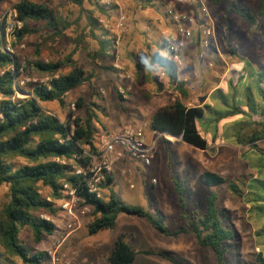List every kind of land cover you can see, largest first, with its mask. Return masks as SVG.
<instances>
[{
	"label": "rangeland",
	"instance_id": "1",
	"mask_svg": "<svg viewBox=\"0 0 264 264\" xmlns=\"http://www.w3.org/2000/svg\"><path fill=\"white\" fill-rule=\"evenodd\" d=\"M23 1L50 4L66 24L71 26L62 38L54 43L48 42L39 58L35 54L37 45L43 44L52 34L43 27V24H31L32 28L42 29L38 35L27 36L16 46L17 41H12V54L21 58L23 68L17 84L24 91L18 89L17 97H28V85L47 83L50 80L48 75H43L34 67L33 62L64 60L78 49L74 59L89 73H95L92 85L86 84L73 91L68 96L66 109L56 103L44 104V107L64 120L69 109L75 110L78 98L82 97L88 102L92 100L94 93L101 94L102 99L95 97L96 102L101 106L98 112L100 119L96 137L99 149L109 136L121 133L129 126L132 130L136 128L129 123L119 125L124 108L129 109L132 103H140V106L148 109L150 98L145 97L148 94L145 88L151 85L152 79L146 69L152 64L151 57L155 52H162L166 58H169L170 48L181 39L176 26L168 16L169 7L194 19L195 22L188 26L193 37L183 54L182 76L189 80L184 86L189 96L182 101L187 107L211 105V99L207 96L216 84L215 78L223 77L229 68V76L232 75L231 79L235 81L236 86L234 97L232 95L223 98L218 95L213 98L218 109H215L213 113L208 110L206 117L200 122L202 135L208 141V149L204 151L179 141L180 139L173 138L174 142H170L169 135L157 133L152 136L150 118L159 108L148 109V111L145 109L137 118L131 114L132 110L128 111L127 121L131 120L137 126L146 124L144 126L146 138L151 137L149 144L154 140L156 143L150 165H146L139 158H133L128 165L125 162L113 165L115 183L112 189L123 203L143 208L159 219L171 232L189 225V220L182 216L183 208L174 188L176 180L184 182L187 188L184 199L186 211L189 213L194 210L203 211L207 197L212 193L220 194V204L228 212L239 236L237 251L228 255L227 264H253L256 254L262 249L259 248L262 242L255 236L256 230L262 225L249 217V206L244 200L231 195L224 186L206 185L204 175L209 172L236 179L252 171L264 169V157L261 160L260 154L247 153L250 146L238 145L234 137V134L241 132L242 129L253 131L260 129L261 126L256 125L253 120L264 122V116H260L259 113L263 107L260 95L264 97V84H259L256 76V73L264 72V10L262 13L261 0H232L233 9H244L257 18V25L254 27L234 12L226 0H152L154 5L146 9L142 6V0H92L86 1L82 7L66 0H7L0 9V18ZM101 6L103 11L100 10ZM123 15L126 17L125 31L120 27ZM88 16L97 18L101 22L102 31H96V35L98 38L103 37V40H110L111 57L103 56L97 62H93L92 55L100 47L98 40H95L91 34ZM208 25H213L215 28V38L212 40L208 57L202 59L200 58L201 46L197 38ZM210 62H214L212 67L209 66ZM100 65L113 67L114 71H105ZM153 65V69L158 73L156 76L160 77L162 69L159 65ZM235 70H242L247 82L238 83L237 77L241 73ZM69 71V68H65L62 72L66 74ZM253 73L254 78L251 77ZM121 74L125 77L122 82L127 86L126 88L132 86L129 92L130 102H127L124 97L123 99L119 97V87H123L120 80ZM126 76L132 79H127ZM202 81H204L203 86L200 84ZM245 86L246 97L244 98L243 95H239L238 89ZM186 88L191 89L192 92ZM247 97H250L252 101H247ZM243 102L249 104L248 117L227 119L220 124L226 125L229 122V125L213 127L215 125L211 119L218 115L215 111L226 113L232 109L233 105L243 108L245 107ZM253 105L256 111L252 110ZM208 130L210 131L207 132ZM214 136H216L215 139ZM257 146L264 151V140L258 142ZM19 163L25 162L21 160L16 162V164ZM124 171H131V173L124 176ZM102 193L103 198H106L109 191L106 189ZM41 194L43 198L52 201L49 189L42 188ZM8 202L9 190L3 187L0 189V211ZM55 203L56 216H42L55 224L56 231L52 236L45 237L43 242L37 244L29 230L26 229L22 233V239L32 253H47L48 257L44 264H50L51 254L60 244L57 256L73 258V254L81 250L80 244L84 243L86 246L94 242L102 245L106 237L109 239V244H103L99 253L100 261L109 264L106 257L110 251V245L112 247L121 233L126 234V241L135 250L151 252L150 255L140 254L134 264H174L169 258L181 264H217L215 255L210 250L200 248L193 235L167 237L155 230L146 219L136 216L122 214L118 218L115 229L91 236L88 232V225L94 219L91 209L88 214L80 218V229L68 237L71 238L77 234L80 243L73 244L71 241L69 243L67 239L63 244L62 241L66 236V233L62 232L65 214L61 208V202L55 201ZM84 249L86 250V247ZM157 253L165 256L157 255ZM81 255L83 253L75 254L76 262H79Z\"/></svg>",
	"mask_w": 264,
	"mask_h": 264
},
{
	"label": "trees",
	"instance_id": "2",
	"mask_svg": "<svg viewBox=\"0 0 264 264\" xmlns=\"http://www.w3.org/2000/svg\"><path fill=\"white\" fill-rule=\"evenodd\" d=\"M6 1L0 0V9ZM66 1L82 7L86 1L92 0ZM226 1L232 8V0ZM142 2L145 9L154 5L152 0H142ZM14 9L17 11L18 19L23 22V28L17 32L15 46L25 37L41 33L42 29L32 28V23L43 24V27L52 33L43 44L37 45L35 52L37 58L48 42L54 43L62 38L71 26L66 24L48 3L23 1L15 5ZM100 10L103 11L102 6ZM233 10L251 27L257 25V18L252 13L244 9ZM263 10L264 0H261L262 13ZM87 20L91 34L95 40H98L100 47L92 55L93 62H97L103 56L111 57L110 40H103V37L98 38L96 35V31H102L101 22L90 16ZM5 33V24L0 22V189L7 187L9 190V202L0 211V264H44L48 257L47 253H32L23 241L22 233L26 229L29 230L37 244L55 233V224L42 216H56L55 201L64 199V185L76 189L77 196L83 201L82 206L90 207L92 210L94 219L88 225L91 236L115 229L122 214L136 216L146 219L164 236L177 238L180 235H193L200 248L210 250L215 255L217 264H227L228 255L237 251L239 236L228 212L220 204V194L209 195L203 211L194 210L189 213L186 211L184 199L187 188L184 182L176 180L174 188L183 208L182 216L189 220V225L171 232L159 219L143 208L122 202L112 189L115 183L113 172L105 176L99 184L101 197L89 192L87 175L77 172L82 170L85 173L93 163L91 156L97 155L99 151L96 137L100 119L98 112L101 106L96 102L95 97L102 99L101 94L94 93L92 100L88 102L82 97L78 98L75 110L69 109L64 120L57 114L51 113L44 104L56 103L66 109L68 96L86 84L92 85L95 73H89L74 59L78 49L64 60L57 62L35 61L32 63L34 67L43 75H48L50 80L47 83L28 85V97L19 98L17 90L22 88L17 82L22 68L21 58L6 51ZM197 40L202 51V33ZM170 55L166 58L162 52H155L151 57V63L159 65L175 85L176 68L171 48ZM138 66L141 67L139 64ZM100 67L105 71H114L110 66L100 65ZM65 68L70 69L66 74L62 72ZM256 76L259 84H264V72L256 73ZM184 86L185 84L177 86L183 95V100L189 96ZM260 96L263 110L259 113L260 116H264V97ZM119 97L122 99L120 94ZM247 99L252 101L250 97ZM208 110L214 112L208 104L203 107L188 108L183 101H177L151 116L150 129L159 134L172 135L204 151L208 149V141L202 135L200 122L204 120ZM252 110L256 111L254 105ZM215 113L218 115L211 120L216 127L228 117L249 115L244 114L236 105L226 113L216 111ZM253 121L261 128L254 131L242 129L241 132L234 134V137L238 145L250 146L247 153L256 152L261 155L262 160L264 151L260 150L257 144L264 140V122ZM215 126L213 127L216 128ZM20 160L25 163L16 164ZM204 182L209 186H224L231 195L247 203L250 218L263 223L255 232V236L262 242L259 244V248L262 249L256 254L253 264H264V169L252 171L236 179L208 172L204 175ZM42 188L50 190L52 201L43 198ZM106 189L109 193L103 198L102 192ZM126 237L125 233L117 237L109 256L111 264H134L140 254H151L148 251L135 250L126 241ZM157 255L165 256L162 253ZM169 259L174 264H181Z\"/></svg>",
	"mask_w": 264,
	"mask_h": 264
},
{
	"label": "built area",
	"instance_id": "3",
	"mask_svg": "<svg viewBox=\"0 0 264 264\" xmlns=\"http://www.w3.org/2000/svg\"><path fill=\"white\" fill-rule=\"evenodd\" d=\"M168 16L171 18L173 24L177 28V32L181 37L180 41L171 47V53L173 56V63L176 68L175 78V90L171 103L183 100L181 91L177 88L180 84H187L189 80L182 76L183 71V54L187 48L189 42L192 39V33L189 30L190 25L195 21L192 17L186 14H180L172 7H169ZM126 17H121L120 27L125 31ZM0 22L5 24V39H6V51L10 54L13 53L12 41L16 40L17 32L23 28V22L18 19V14L15 9L10 12H6ZM203 35V50L200 53V58H207L208 51L211 47V42L215 38V28L213 25H208L202 31ZM214 62H210L209 66L212 67ZM115 67H118L115 65ZM23 70V68H21ZM160 76L162 78H168V75L163 71ZM121 78L124 77L122 74ZM129 77V76H127ZM189 89V88H186ZM132 90V86L126 89L120 88V94L125 96L128 91ZM192 92L191 89H189ZM188 108H193L189 105ZM154 152V146L147 143L146 133L144 128H138L135 130H126L124 132L109 136L103 141L101 148L97 155L91 156L93 159L92 165L84 173L82 170H78V174L87 175V187L90 193L97 194L101 197L99 184L104 180L105 176L111 174L112 167L117 162L123 161L128 156L131 158L142 159L146 165L151 164V157ZM61 208L65 214V222L63 226V233H66L65 238H68L73 233L78 231L81 227L80 218L90 212V207L82 206V200L77 196L76 189L64 185V199L60 201ZM49 221V220H48ZM60 246L51 254L50 264H74V257L59 258L57 256ZM74 255V254H73ZM75 256V255H74Z\"/></svg>",
	"mask_w": 264,
	"mask_h": 264
},
{
	"label": "crops",
	"instance_id": "4",
	"mask_svg": "<svg viewBox=\"0 0 264 264\" xmlns=\"http://www.w3.org/2000/svg\"><path fill=\"white\" fill-rule=\"evenodd\" d=\"M163 55V54H162ZM235 67V66H234ZM154 68V65H152V64H150L148 67H147V74L148 75H151V79H152V83H151V85H149V86H147L146 88H145V91L148 93L147 95H145V97L147 98V99H149V105L147 106L148 107V109H154V108H159L158 110H160V109H163V108H165V107H167V106H169L170 104H172L171 103V100H172V98H173V95H174V88H175V86H174V82L173 81H170L168 78H162L161 76L159 77V76H156L158 73H157V71L155 70V69H153ZM236 68V67H235ZM198 69V68H197ZM230 69V68H229ZM228 69V71H226V73L224 74V76L223 77H220L219 79H217V78H215V82H216V84H215V86L210 90V93H209V95L207 96V98L208 99H211V107L215 110H217L218 108H217V105H216V103H215V100H213V98H216L218 95H220V96H222L223 98H227V97H230V96H232L233 95V97H234V94H235V91L234 90H236V86H235V81L234 80H232L231 79V77H232V75H231V77L229 76V73H230V70ZM237 69V68H236ZM233 71H234V69H233ZM235 71H237V72H240L241 74L237 77V81H238V83H241L242 81L245 83V82H247V80H246V78H245V73H243V72H241L242 70H235ZM163 72V70H161L160 71V73H162ZM249 72L250 73H252L251 72V70L249 69ZM254 74V73H253ZM121 76V75H120ZM251 76V75H250ZM159 77V78H158ZM252 78H254V76L252 75L251 76ZM126 78L127 79H132L130 76L129 77H127L126 76ZM124 79H125V77H120V80H121V82L122 81H124ZM202 80H204V78L202 79ZM131 81H133V80H131ZM250 81V80H249ZM248 81V82H249ZM122 84H123V87H119V89L120 88H124V89H126V87L127 86H125L124 85V82H122ZM130 84V83H129ZM202 86H203V84H204V81H202L201 83H200ZM143 87V86H142ZM246 88V86L245 87H243V88H239L238 89V91H239V95H245V92H244V89ZM248 90V89H247ZM140 91V90H139ZM130 91H128L127 93H126V95L125 96H122V99H123V97L125 98V100L127 101V102H130L131 101V99L129 98V96H130V93H129ZM136 93V92H135ZM137 94L139 95V92L137 91ZM246 97V95L244 96V98ZM206 98V99H207ZM125 103V102H124ZM206 103H207V100H206ZM244 103V106L246 107H243V108H241L242 109V111L244 112V114H248L249 112H248V108H247V102H243ZM134 104L135 103H132L131 105V108H124V110H122L123 112H122V119H121V121H120V123H119V125H122V124H126V123H129V125H134L136 128L135 129H138V128H144V126H146V124L144 125V126H137L136 124H134L133 123V121L131 122V120H129V121H127V114H128V111L130 112L131 110L132 111H134V112H132L131 111V114L133 115V116H135L136 118L139 116V114H140V112L142 113L145 109H147L146 107L144 108V107H142V106H140L141 104L140 103H137V104H135V106H134ZM200 107H203V106H200ZM148 109H147V111H148ZM157 110V111H158ZM263 110V107H261V111ZM260 111V112H261ZM154 114V113H153ZM152 114V115H153ZM151 115V116H152ZM232 118H235V117H228V118H226V119H223L221 122H223V121H225V120H227V119H232ZM235 121V120H234ZM221 122H219L218 124H217V127H221V126H223V127H225V126H227V125H229V122H228V124H226L225 125V123H223L222 125L220 124ZM230 123H232V122H230ZM110 125V124H109ZM118 125V126H119ZM112 127V126H111ZM216 127V126H215ZM112 128H114V126L112 127ZM116 128V127H115ZM130 128V129H129ZM132 127L131 126H129V127H127V128H125L124 129V131H126V130H132L131 129ZM135 129H133V130H135ZM124 131H122V132H124ZM155 134H157V132H153V134H152V136H154ZM165 136H168L167 134H164ZM168 138H170L171 140H169L170 142H174L173 141V138H175V137H172V136H170L169 135V137ZM177 139V138H176ZM151 141V137H149L148 136V139H147V143L149 144V142ZM179 141H181V140H179ZM155 140L150 144L151 146H154L155 147ZM132 159L133 158H131V157H127L126 158V160L125 161H121V162H117V164H124V162L126 163V165H128V164H130L131 163V161H132ZM113 173H114V170H113ZM131 173V171H124L123 172V175L124 176H126L127 174H130ZM261 225H263V223H261V222H259ZM68 239V241H69V243H70V241L71 242H73V244L74 243H77V244H79L80 243V238L78 237V235L76 234V235H74V236H72L71 238H65L62 242H63V244H64V242L66 241ZM117 239V238H116ZM78 240V241H77ZM108 241H109V239L106 237V239L104 240V242L102 243V245L103 244H109L108 243ZM116 241V240H115ZM115 241H114V244H115ZM62 244V245H63ZM114 244L112 245V247H111V245H110V251H109V253H108V255H107V257H106V259L108 260V263L109 264H111L110 262H109V256H110V254H111V252H112V250H113V247H114ZM61 245V244H60ZM59 245V246H60ZM102 245L100 244V245H98L97 243H94V242H91V243H88V245L86 244V246H85V244L84 243H82V244H80V251H79V253H74V255L76 254V255H78V254H80V253H83V255H81V258H80V260H79V262H76L77 261V257L76 256H74V262H75V264H104L103 263V261H100V253H99V251L101 250V248H102ZM86 247V250L84 249ZM87 248H88V250H87ZM75 252V251H74ZM67 253V252H66ZM138 258V257H137ZM148 258V257H147ZM106 260V261H107ZM137 260V259H136ZM136 262V261H135ZM134 262V263H135Z\"/></svg>",
	"mask_w": 264,
	"mask_h": 264
},
{
	"label": "water",
	"instance_id": "5",
	"mask_svg": "<svg viewBox=\"0 0 264 264\" xmlns=\"http://www.w3.org/2000/svg\"><path fill=\"white\" fill-rule=\"evenodd\" d=\"M170 136H172V135H170ZM173 137V136H172Z\"/></svg>",
	"mask_w": 264,
	"mask_h": 264
}]
</instances>
